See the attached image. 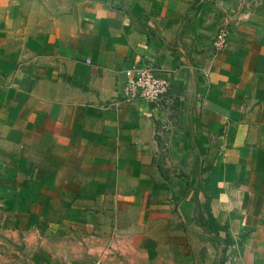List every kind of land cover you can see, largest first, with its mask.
Instances as JSON below:
<instances>
[{
    "label": "crops",
    "instance_id": "crops-1",
    "mask_svg": "<svg viewBox=\"0 0 264 264\" xmlns=\"http://www.w3.org/2000/svg\"><path fill=\"white\" fill-rule=\"evenodd\" d=\"M0 264H264V0H0Z\"/></svg>",
    "mask_w": 264,
    "mask_h": 264
},
{
    "label": "built area",
    "instance_id": "built-area-1",
    "mask_svg": "<svg viewBox=\"0 0 264 264\" xmlns=\"http://www.w3.org/2000/svg\"><path fill=\"white\" fill-rule=\"evenodd\" d=\"M230 29L223 25L212 38L213 57L228 45ZM172 74L164 71L157 57L147 56L125 71L122 97L126 102L143 101L160 106L168 101L172 90Z\"/></svg>",
    "mask_w": 264,
    "mask_h": 264
}]
</instances>
